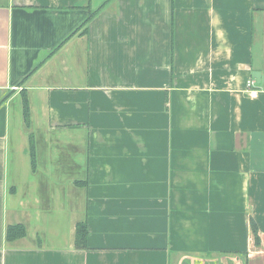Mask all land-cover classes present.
<instances>
[{
  "label": "crops",
  "instance_id": "obj_1",
  "mask_svg": "<svg viewBox=\"0 0 264 264\" xmlns=\"http://www.w3.org/2000/svg\"><path fill=\"white\" fill-rule=\"evenodd\" d=\"M253 70L264 0H0V264H264Z\"/></svg>",
  "mask_w": 264,
  "mask_h": 264
},
{
  "label": "trees",
  "instance_id": "obj_2",
  "mask_svg": "<svg viewBox=\"0 0 264 264\" xmlns=\"http://www.w3.org/2000/svg\"><path fill=\"white\" fill-rule=\"evenodd\" d=\"M100 8L101 7H99L98 9L90 11L87 18L84 20V22L81 24V26L85 25ZM10 92L11 91L7 92L4 96H2L0 98V103L3 102L10 95ZM22 99H23V116H24V119L27 121L28 116H29V108H28V101H27V97H26L25 93H22ZM31 144H32V142H31ZM30 152H31V162H32V166H33L34 160H35L33 145H31ZM251 232L253 235L254 243L256 245H258L259 239H258V235H257V226L253 221H251ZM24 234H25V229H24V226L21 224L10 225L7 228V232H6L7 238L10 240L14 239V238L21 237ZM87 234H88V231H87L86 222H80V223L76 224V231H75L76 246H78V247H85L86 246Z\"/></svg>",
  "mask_w": 264,
  "mask_h": 264
},
{
  "label": "built area",
  "instance_id": "obj_3",
  "mask_svg": "<svg viewBox=\"0 0 264 264\" xmlns=\"http://www.w3.org/2000/svg\"><path fill=\"white\" fill-rule=\"evenodd\" d=\"M245 92L250 97H255L260 92L259 83H257L254 77L249 76L247 78L246 84H245Z\"/></svg>",
  "mask_w": 264,
  "mask_h": 264
},
{
  "label": "water",
  "instance_id": "obj_4",
  "mask_svg": "<svg viewBox=\"0 0 264 264\" xmlns=\"http://www.w3.org/2000/svg\"><path fill=\"white\" fill-rule=\"evenodd\" d=\"M251 76L254 77V78L256 79L257 83H261V82L264 81V77H263V75H262L261 72L258 71V70H253V71L251 72Z\"/></svg>",
  "mask_w": 264,
  "mask_h": 264
},
{
  "label": "rangeland",
  "instance_id": "obj_5",
  "mask_svg": "<svg viewBox=\"0 0 264 264\" xmlns=\"http://www.w3.org/2000/svg\"><path fill=\"white\" fill-rule=\"evenodd\" d=\"M206 263H208V261H207ZM213 263H214V264H219L220 262H219V260L217 259V261H216V262H213ZM239 263H240V264H245L243 258H242V260H241ZM202 264H204V263H202ZM221 264H223V263H221ZM224 264H235V263L232 262V260L228 259L226 262H224Z\"/></svg>",
  "mask_w": 264,
  "mask_h": 264
},
{
  "label": "flooded vegetation",
  "instance_id": "obj_6",
  "mask_svg": "<svg viewBox=\"0 0 264 264\" xmlns=\"http://www.w3.org/2000/svg\"><path fill=\"white\" fill-rule=\"evenodd\" d=\"M207 261H205L204 262V264H214L213 262H211V261H208V263H206ZM184 263H186V261L184 262ZM187 264V263H186Z\"/></svg>",
  "mask_w": 264,
  "mask_h": 264
}]
</instances>
